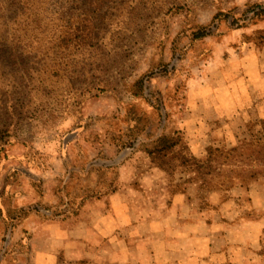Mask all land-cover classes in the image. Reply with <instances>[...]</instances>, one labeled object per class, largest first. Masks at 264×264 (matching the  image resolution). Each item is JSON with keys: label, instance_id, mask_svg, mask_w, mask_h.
<instances>
[{"label": "rangeland", "instance_id": "374dc122", "mask_svg": "<svg viewBox=\"0 0 264 264\" xmlns=\"http://www.w3.org/2000/svg\"><path fill=\"white\" fill-rule=\"evenodd\" d=\"M2 11L0 264L25 261L28 217L43 231L99 208L133 170L158 171L169 191L144 152L160 136L204 160L208 146L243 147L264 133V90L251 87L220 138L208 132L201 143L181 126L219 104V85L264 74V0H22L21 11ZM189 177L170 181L182 189ZM241 184L250 186L227 187Z\"/></svg>", "mask_w": 264, "mask_h": 264}, {"label": "crops", "instance_id": "0c3cea01", "mask_svg": "<svg viewBox=\"0 0 264 264\" xmlns=\"http://www.w3.org/2000/svg\"><path fill=\"white\" fill-rule=\"evenodd\" d=\"M254 78L219 85V104L189 113L184 131L201 143L208 132L223 136L233 128L227 121L243 115L250 87L264 90V74ZM206 200L201 208L194 188L169 196L158 171L133 170L95 203L99 208L82 206L43 231L30 228L34 217H28L25 229L32 232L23 239L22 264H264V183L212 192Z\"/></svg>", "mask_w": 264, "mask_h": 264}, {"label": "trees", "instance_id": "16d2710c", "mask_svg": "<svg viewBox=\"0 0 264 264\" xmlns=\"http://www.w3.org/2000/svg\"><path fill=\"white\" fill-rule=\"evenodd\" d=\"M21 2L22 0H0L4 17L8 13L21 11ZM4 28L5 25H0L1 30L4 31ZM1 34L4 37V32ZM204 36L203 28L195 33L196 38ZM3 41L4 39L1 37L0 42ZM261 125L264 126V121H261ZM244 148L249 151L248 155L241 153ZM144 152L151 167L163 173L169 181V196L184 194L188 189L194 188L201 208L209 206L206 199L210 193L225 192L235 187L234 185L227 187L229 182L248 180V185H251L264 179V133L257 142L248 143L243 147L237 146L221 151L208 146L204 160L195 157L187 145H182L180 138L175 137V135L160 136L154 145L145 149ZM243 158L246 161V168L244 169L238 165V163H242L240 159ZM177 172L193 176L184 181L185 186L182 189H179L180 184L170 181V178ZM238 187L243 186L241 184ZM201 190H206V192L202 194Z\"/></svg>", "mask_w": 264, "mask_h": 264}]
</instances>
